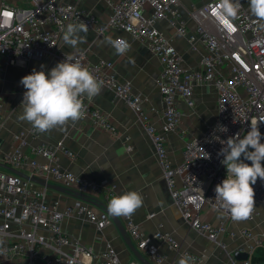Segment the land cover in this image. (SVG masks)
<instances>
[{
    "label": "built area",
    "instance_id": "1",
    "mask_svg": "<svg viewBox=\"0 0 264 264\" xmlns=\"http://www.w3.org/2000/svg\"><path fill=\"white\" fill-rule=\"evenodd\" d=\"M110 14L105 26L98 23L95 15L85 12L75 4L61 0H0V74L7 65H16L30 58L43 59L55 54L63 29L68 22H83L87 29L98 34L105 29H121L145 44L160 63L157 87L164 109L159 129L146 124L152 138L154 151L163 171L168 192L182 217L195 230L210 240L224 246L219 237L227 230L231 216L219 209L215 199V187L227 176L217 153L221 143L236 133L249 130L252 121L261 124L264 136V29L251 14L249 4L240 0L235 18L226 17L219 7L220 0H206L193 9L197 24L188 30L180 16L179 0H106ZM147 11V13H145ZM165 20L188 41L204 48L198 69L189 71L181 66L174 45L165 38L155 23ZM115 39H124L116 36ZM125 40V39H124ZM126 41V40H125ZM127 42V41H126ZM64 52L60 58L65 59ZM98 81L110 88L115 96L129 104L136 112L145 115L141 99L131 90L127 81L118 80L110 71L111 62H90L83 53L72 54ZM209 83L216 89V120L209 124L200 136L190 138L184 147L183 160L173 165L166 147L167 134L178 124L181 111L176 96L183 98L187 106L193 105L192 83ZM86 109L85 116L92 122L114 130L106 114L93 107L88 98H81ZM84 116V117H85ZM222 127L227 128L226 132ZM15 149L0 155V161L17 167L24 163L36 176H51L56 182L85 195L90 200H102L107 206L110 199L119 194L107 179L87 178L62 169L56 163L58 152L73 158V153L62 140L42 142L33 149V156H23L24 135ZM264 143V139L261 140ZM209 159L199 158L204 152ZM37 157L44 158L39 161ZM264 165V164H263ZM255 201L264 204V181L259 178L253 185ZM45 189H35L31 181L0 168V264H121L114 246L106 241L103 249L93 253L89 248L64 234L61 223L64 218L78 215L92 223L98 230L113 222L104 210L93 208L88 202L76 198L72 203L58 207L44 199ZM222 212L218 225L202 220L199 213L204 208ZM257 213L254 210L250 217ZM148 213L147 216H152ZM123 226L136 248L148 255L155 264H164L166 257L160 253L153 239L160 240L169 248H177L178 242L167 231H156L146 236L134 216H120ZM46 232L48 234H46ZM239 233L246 242L238 251L248 253L246 259L235 264H252L250 255L255 247L264 248V238L248 228ZM49 248V253L42 251ZM191 262H201L200 256L183 252ZM127 264H142L131 260Z\"/></svg>",
    "mask_w": 264,
    "mask_h": 264
},
{
    "label": "crops",
    "instance_id": "2",
    "mask_svg": "<svg viewBox=\"0 0 264 264\" xmlns=\"http://www.w3.org/2000/svg\"><path fill=\"white\" fill-rule=\"evenodd\" d=\"M61 1L75 4L85 12L95 15L102 26H105L110 14V7L106 0ZM205 1L179 0L180 16L188 30H193L197 24L193 9ZM241 2L249 4L248 0H241ZM70 23L77 24L68 22L64 29ZM155 26L176 48L181 66L189 71L197 70L204 48L200 44L192 45L186 36L179 35L165 20L157 21ZM80 36L83 42L74 49L64 43L62 33L54 55L43 59L30 58L16 65H7L1 72L0 155L15 149L20 142V139L15 138L19 132L24 135L22 153L27 158L34 155L32 151L36 145L62 140L73 153V158L60 152L56 154V163L62 169L82 177L105 178L114 184L116 191L121 195L128 191H137L141 194L143 206L133 214L140 230L149 237H153L156 231H167L178 242V247L173 249L166 243L153 239L159 252L166 257L164 264H178V260L183 257L185 251L201 258V262L189 261V264H235L237 259L234 253L246 242L239 233L240 228H248L254 234L264 238V204L256 202L254 207L257 213L247 220L234 221L231 218L227 221V230L219 235L224 243L223 247L210 240L204 233L193 229L182 217L168 192L152 138L146 130L148 123L156 129H159L162 123L164 103L157 87L161 68L158 58L143 42L121 29L107 28L102 34H98L95 29L89 28L87 33L81 32ZM116 36L124 38L130 45L129 50L123 55L117 54L109 42ZM60 52L83 53L93 63L99 60L111 62L110 71L121 82H129L131 90L140 97L141 109L146 118L144 119L142 114L117 98L110 88L103 85L99 95L91 98L84 97L88 98L93 107L107 115L110 124L114 127L113 132L101 124L92 122L88 116L77 121H68L65 125L45 132H39L27 121L20 120L19 117L22 115L20 104L26 91L20 84V80L30 74L33 69L40 71L42 65L46 74L50 72L58 62L63 61L60 58ZM192 88V106H187L181 96H176L181 116L177 126L167 134L166 142L167 152L173 165L182 162L185 143L192 137L200 136L217 118V92L214 86L209 83L193 82ZM37 159L45 160L41 157ZM14 168L47 183L62 186L51 176H36L25 163ZM31 184L35 189L44 188L45 201L56 203L58 207L70 204L77 198L69 190L46 188L35 182ZM84 201L95 209L104 210V202L101 199ZM151 212L153 215L147 216ZM199 215L202 220L213 225H218L223 216L221 211L207 207ZM117 218L123 225L121 218ZM61 229L64 234L89 248L93 253H98L103 249L104 243L109 241L114 246L121 264H127L136 259L114 222L98 230L85 218L72 215L64 218ZM129 238L136 247L135 241ZM5 240V237H0V243ZM41 250L47 253L51 251L49 248ZM141 253L150 264H155L148 255ZM250 256L255 259L264 256V248L255 247ZM252 264H264V261Z\"/></svg>",
    "mask_w": 264,
    "mask_h": 264
},
{
    "label": "clouds",
    "instance_id": "3",
    "mask_svg": "<svg viewBox=\"0 0 264 264\" xmlns=\"http://www.w3.org/2000/svg\"><path fill=\"white\" fill-rule=\"evenodd\" d=\"M251 14L264 29V0H248ZM219 7L226 17L235 18L240 8V0H220ZM63 41L66 45L76 48L83 42L80 33H87V26L68 24L63 29ZM119 55L125 54L130 45L124 39L109 41ZM4 48H0L3 50ZM32 72L20 80L26 89L20 107L22 121H27L39 132L51 130L65 125L68 121H77L86 114L82 97L89 98L99 95L103 84L74 55L65 54V59L58 62L50 72L43 70ZM261 123L252 121L249 130L241 137L240 133L223 140V147L217 153L222 156L221 163L226 168L227 176L216 185L215 199L219 209L228 213L234 221L250 218L255 201L253 185L258 178L264 181V139L259 129ZM226 132L227 128L222 127ZM199 158L209 159L205 152ZM249 161L250 163H246ZM143 206V198L137 191H128L112 197L107 205L109 215L115 217H131ZM178 264H189V259L181 257Z\"/></svg>",
    "mask_w": 264,
    "mask_h": 264
},
{
    "label": "water",
    "instance_id": "4",
    "mask_svg": "<svg viewBox=\"0 0 264 264\" xmlns=\"http://www.w3.org/2000/svg\"><path fill=\"white\" fill-rule=\"evenodd\" d=\"M0 167L14 173V174H17L31 182H35V183H38L46 188H51V189H55V190H69L71 191L75 197L77 198H80V199H84V200H90L89 198H87L85 195L79 193V192H76V191H73V190H70L66 187H62L60 185H55V184H50V183H47L46 181H43V180H40L38 178H35L31 175H28V174H25L19 170H17L16 168L10 166V165H7L5 163H2L0 162ZM104 211H106L108 213V210H107V206L104 204ZM109 214V213H108ZM110 217L112 218L114 224L116 225L118 231L120 232V235L122 236L124 242L126 243V245L128 246V248L130 249V251L134 254V256L136 257L137 260H139L142 264H150L145 258L144 256L142 255V253L132 244V242L130 241V238L124 228V226L120 223L119 219L115 216H112L110 215ZM234 257L237 259V260H240V259H246L248 257V253L245 252V251H236L234 253Z\"/></svg>",
    "mask_w": 264,
    "mask_h": 264
},
{
    "label": "trees",
    "instance_id": "5",
    "mask_svg": "<svg viewBox=\"0 0 264 264\" xmlns=\"http://www.w3.org/2000/svg\"><path fill=\"white\" fill-rule=\"evenodd\" d=\"M250 261H251V263H259V262H262V261H264V256L258 257L256 259L254 257H251L250 256Z\"/></svg>",
    "mask_w": 264,
    "mask_h": 264
},
{
    "label": "rangeland",
    "instance_id": "6",
    "mask_svg": "<svg viewBox=\"0 0 264 264\" xmlns=\"http://www.w3.org/2000/svg\"><path fill=\"white\" fill-rule=\"evenodd\" d=\"M246 133L244 132L242 135H241V137H243L244 135H245ZM264 164V161H262V165ZM62 187H66V186H63L62 185Z\"/></svg>",
    "mask_w": 264,
    "mask_h": 264
}]
</instances>
